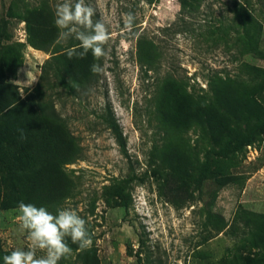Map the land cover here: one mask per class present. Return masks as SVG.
Returning <instances> with one entry per match:
<instances>
[{"label": "rangeland", "instance_id": "1", "mask_svg": "<svg viewBox=\"0 0 264 264\" xmlns=\"http://www.w3.org/2000/svg\"><path fill=\"white\" fill-rule=\"evenodd\" d=\"M59 2L0 0L3 47L21 45L23 58L7 72L9 81L36 109V100L52 103L80 149L81 159L62 167L73 194L49 211H77L93 244L80 250L68 238L72 253L58 264H82L79 255L88 251L99 264H264V0H200L187 9L180 0H86L93 19L108 23L110 39L104 71L76 92L54 77L49 85L41 80L51 53L28 43L23 21L36 8L54 13ZM129 13L135 17L131 29L125 27ZM9 51L0 55L2 70ZM142 54L154 58L153 68ZM167 75L183 79L195 100L218 109L210 78H230L242 104L233 121L251 145L221 156L205 123L195 121L169 146L198 161L184 172L164 164L165 132L153 95ZM110 110L125 147L107 122ZM10 162L0 152V264L29 244L11 210L20 202L42 205L23 192L31 168L14 156ZM225 177L232 180L222 185Z\"/></svg>", "mask_w": 264, "mask_h": 264}, {"label": "trees", "instance_id": "2", "mask_svg": "<svg viewBox=\"0 0 264 264\" xmlns=\"http://www.w3.org/2000/svg\"><path fill=\"white\" fill-rule=\"evenodd\" d=\"M198 1L200 0H180V3L182 9H187L195 8ZM23 21L27 26L28 43L37 50L51 53V57L44 64L41 80L49 85L54 77L72 87L74 92L77 88L90 84L96 75L91 72V65H102L103 58L97 61L89 52L83 59H69L66 49L76 46L79 41L70 42L67 46L57 43L59 30L54 24L53 11L47 8L30 11ZM4 29L3 23H0V55L3 57L10 50L4 58L9 65L7 71L0 69V152L9 162L14 156L31 168L32 174L24 184L23 192L30 198L40 200L41 206L53 210L73 194L62 167L81 159L80 149L76 138L52 103L36 100V109L30 102L33 101L30 96L22 99L19 86L9 81L7 72L14 73L22 65L23 58L21 45L3 47ZM140 60L148 65V68L155 65L154 58L147 54H142ZM66 78H69L72 86ZM229 79L217 75L210 78V89L221 110L204 106L195 100L188 93V85L183 79L172 75L161 79L153 101L156 105V118L165 132L164 144L159 151L164 164L184 172L186 165H193L198 161L188 151H177L178 148L169 146L171 139L179 143L178 136L195 121L205 123L216 143L222 147L221 156H231L251 145L253 141L250 136H243L242 131L234 124L233 119L237 120L242 104L236 97V92L231 86L232 81ZM36 92L38 95L42 94L41 85H38ZM106 119L119 144L125 147L121 126L111 110ZM262 130L264 131V127ZM202 170L205 176L207 168ZM231 180L232 178L225 177L220 183L226 185ZM225 227L226 225L222 224L218 231H223ZM89 255V251L79 255L82 264H99L96 257L91 258Z\"/></svg>", "mask_w": 264, "mask_h": 264}, {"label": "clouds", "instance_id": "3", "mask_svg": "<svg viewBox=\"0 0 264 264\" xmlns=\"http://www.w3.org/2000/svg\"><path fill=\"white\" fill-rule=\"evenodd\" d=\"M95 14V9L86 0H61L57 3L54 10V24L59 30L57 43H66L72 38L79 41L76 46L66 49L69 59H83L89 52L97 61L107 56L109 26L103 18L94 20ZM134 19L131 13L127 14L125 27L131 29ZM90 70L93 74L104 71L99 63H93ZM11 211L16 213L20 229L27 232L29 244L26 249L16 248L4 255L3 264H58L72 253L68 238L80 250L92 247L86 220L73 209H59L53 214L43 206L20 202L18 208ZM37 252L43 255L37 256Z\"/></svg>", "mask_w": 264, "mask_h": 264}]
</instances>
